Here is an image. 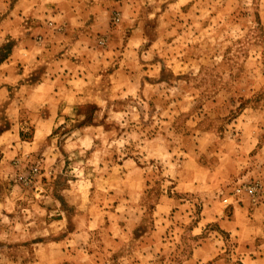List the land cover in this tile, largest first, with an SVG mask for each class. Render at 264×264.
<instances>
[{
	"label": "rangeland",
	"instance_id": "374dc122",
	"mask_svg": "<svg viewBox=\"0 0 264 264\" xmlns=\"http://www.w3.org/2000/svg\"><path fill=\"white\" fill-rule=\"evenodd\" d=\"M23 25L61 109H0V264H264V0H0V62Z\"/></svg>",
	"mask_w": 264,
	"mask_h": 264
},
{
	"label": "crops",
	"instance_id": "0c3cea01",
	"mask_svg": "<svg viewBox=\"0 0 264 264\" xmlns=\"http://www.w3.org/2000/svg\"><path fill=\"white\" fill-rule=\"evenodd\" d=\"M20 30L23 32L21 34V39L24 40L23 42H19V46L21 49L20 52H22V54L18 56L22 58L19 61V63H21L20 68H17L19 66V63H15V55L3 57L0 62V109L2 110L1 112L4 115L5 120L17 121V127L20 130L21 123L23 124L22 114L24 112L28 113L33 109H38L39 107L44 108V111L41 112L43 114V118H41L40 122L42 123H40L37 128L35 127V129L47 130L50 128L49 124L47 123V120H51V124L55 123L56 117L59 113V110L61 109L59 103H56L57 105L50 104L49 106L44 107L46 106V103H50L53 99H55V97L53 98L52 94L55 89V80H53L52 76L49 75V77L47 78L43 77L35 81L34 77L36 76V74H34L35 69H33V67L31 66L33 65L31 59H35V61H40L41 58H38V51H35L36 49H32L30 40L25 34L28 30L26 26H21ZM26 41L30 43L31 46H28ZM21 44H23L24 46H22ZM46 50H48V48H46ZM5 128L7 129V131H9V128L7 126H5ZM32 139L33 137L31 138V140ZM31 140L22 141L20 139L22 143L21 145L26 149V145L30 144ZM0 177H3L2 173H0ZM67 202L69 203V201ZM50 221L58 222L55 220ZM48 227H50V225H48ZM87 229H89V225ZM55 232L56 231L54 230L50 231L48 233L49 235L46 236L47 239L44 236H34L32 240L33 246H27V248L26 245L23 247L21 246L23 248L22 250H25V252L27 250L28 253H30L31 255H33L34 250V253L36 254H34V256L38 259H41L42 257H48L49 254L55 256L64 251L66 253V251H68L69 246H73V244H76L77 246H84L85 243L88 241L86 240V237L82 235V233L68 235L66 238H64V240H59V234ZM16 240H14L13 237L10 239L9 236L0 233V242H9ZM34 264L41 263L34 262Z\"/></svg>",
	"mask_w": 264,
	"mask_h": 264
},
{
	"label": "built area",
	"instance_id": "2783aa9c",
	"mask_svg": "<svg viewBox=\"0 0 264 264\" xmlns=\"http://www.w3.org/2000/svg\"><path fill=\"white\" fill-rule=\"evenodd\" d=\"M263 186L264 184L259 180L251 181L242 186L241 185L238 186L235 190V195L238 196V193L244 191L248 196V198L252 202H255L256 200L259 199L260 195L262 194L264 190Z\"/></svg>",
	"mask_w": 264,
	"mask_h": 264
},
{
	"label": "trees",
	"instance_id": "16d2710c",
	"mask_svg": "<svg viewBox=\"0 0 264 264\" xmlns=\"http://www.w3.org/2000/svg\"><path fill=\"white\" fill-rule=\"evenodd\" d=\"M24 128L21 127L20 130H19V137L22 141H28L30 140L33 136L32 135H29V134H25L24 133ZM29 135V136H28Z\"/></svg>",
	"mask_w": 264,
	"mask_h": 264
}]
</instances>
